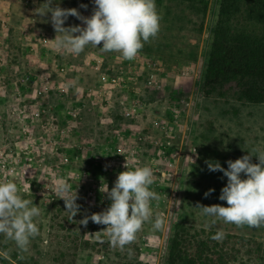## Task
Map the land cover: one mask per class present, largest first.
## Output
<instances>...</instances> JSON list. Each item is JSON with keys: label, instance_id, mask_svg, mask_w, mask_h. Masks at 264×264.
I'll return each mask as SVG.
<instances>
[{"label": "rangeland", "instance_id": "1", "mask_svg": "<svg viewBox=\"0 0 264 264\" xmlns=\"http://www.w3.org/2000/svg\"><path fill=\"white\" fill-rule=\"evenodd\" d=\"M45 2L30 1L34 10L27 16L28 23L36 21L37 26L32 29L38 34L43 32L52 41L57 33L50 22L51 14L41 15L37 11ZM155 2L161 16L159 32L132 60L123 59L118 52L101 51L102 42L98 48L87 46L78 56L58 51L52 42L40 47L33 37L22 39L23 24H17L22 28H15L12 21L7 39L0 36L3 44L6 40L4 47L8 50L0 49V63L7 53L16 62L15 66H0V181L15 182L19 195L41 210L36 218L39 235L31 240L26 251L0 235V264H171V253H177L173 249L175 239L184 242L183 264L194 259V264H264V226H237L219 219L210 224L211 218L202 216L196 208L228 206L219 200L227 178L222 172H210L206 161H218L227 169L228 160L235 161L247 152L255 155L254 149L264 151V103L237 100L238 85L233 82L221 83L213 91L204 86L215 32L261 38L264 0ZM19 4L24 5L22 0ZM57 6L77 9L84 17H90L94 10L92 0H55L51 7ZM76 25L83 26L82 21L70 16L64 26ZM31 46L33 52L29 51ZM95 56L108 63L119 62L118 67L128 69L136 97L152 113L162 117L177 110L180 121L176 145L184 134L185 144L196 148L190 152L192 160L179 161L171 178L154 175L150 188L160 199L152 202L153 220L157 214L162 216L161 229L154 230L152 221L146 222L136 239L124 248L111 244L108 234L102 232L107 226L90 219L84 226L80 221L110 206L103 184L110 191L118 174L151 165L147 146L128 166L111 151L107 154L110 160H102L103 148L98 150L90 145L108 144L122 121L114 114L108 117L109 121L103 120L106 111L89 107L78 118L77 129L63 139L65 145L53 147L49 141L58 139L45 129L47 116L23 113L24 107H36L34 93L21 81L28 73H53L54 89L59 81L54 72L65 65L73 89L86 88L95 75L84 61ZM148 81L156 85L145 86ZM17 90L22 91L18 98L14 96ZM48 105L56 123L63 127L67 119L64 97L54 90ZM148 119L145 115L140 121L125 122L130 130L139 133ZM84 145L88 148L84 149ZM183 150L188 151L185 146ZM252 162L258 163L257 157L253 156ZM61 183L70 185L72 193H77L79 209L75 217L66 212L64 200L58 194ZM209 189L214 191L206 198ZM218 230L223 233L220 241L211 238ZM197 251L202 252L200 260L195 257Z\"/></svg>", "mask_w": 264, "mask_h": 264}, {"label": "clouds", "instance_id": "2", "mask_svg": "<svg viewBox=\"0 0 264 264\" xmlns=\"http://www.w3.org/2000/svg\"><path fill=\"white\" fill-rule=\"evenodd\" d=\"M54 2L46 0L37 11L41 15L51 14L50 22L57 35L48 42L66 54L78 56L87 46L97 47L102 42V47H99L101 51L118 52L123 59L132 60L144 44L159 32L161 16L155 0H92L94 10L90 17L82 16L74 8L51 7ZM81 7L86 8L87 5ZM70 16L82 21L83 26L65 27ZM253 152L256 154L247 152V155L235 161H226L227 169L218 161H206L210 172H222L227 178L219 196L227 207L219 204L196 207L202 216L211 218L210 224H215L219 219L237 226H264V151L254 149ZM253 156L257 157L258 163L252 162ZM242 174L245 178H242ZM153 182L154 172L150 166L118 174L110 191L108 185L103 184V193L111 201L110 206L85 217L80 224L86 226L90 219L98 225L107 226L102 232L108 234L113 246L120 248L133 242L146 222L152 221L154 230L161 229L162 216L157 214L153 220L152 202L160 199V195L150 188ZM19 191L15 182L0 181V235L26 251L31 240L39 235L36 218L41 210L33 201L22 198ZM57 191L64 200L66 212L71 218L75 217L79 209L77 193L73 194L66 183H61ZM213 191L209 189L205 197ZM211 238L220 241L222 231L218 230Z\"/></svg>", "mask_w": 264, "mask_h": 264}, {"label": "built area", "instance_id": "3", "mask_svg": "<svg viewBox=\"0 0 264 264\" xmlns=\"http://www.w3.org/2000/svg\"><path fill=\"white\" fill-rule=\"evenodd\" d=\"M8 25L9 22L0 20V36L5 39H7ZM20 36L22 39H31L33 37L40 47H47L49 43V37L46 34H38L30 27L22 28ZM3 40L0 39V49L8 51L4 47L6 40L5 44H3ZM29 51L33 52L34 46H31ZM117 64L119 62L108 63L100 56L84 61V65L94 73L95 78L90 86L76 90L73 89L74 85L67 80V67L65 65L59 66L54 72L56 77L59 78L54 89L53 73L47 72L44 75L28 73L21 81L28 90L34 93L33 99L36 107L34 109L24 107L23 113L36 117L40 115L47 116V120L44 123L45 129L47 133H53V137L58 139L49 141V145L53 147L65 145L63 139L72 135L74 130L77 129L78 118L89 107L106 111L109 116L106 115L103 120L109 121L110 115L114 114L122 122L113 132L115 135L110 136V142L108 144L96 143L90 145L98 150L103 148L100 152L103 154L101 159L109 161L110 158L107 154L111 151L114 157L116 155L124 165L128 166L137 160V153L147 146V151L150 153V167L153 169L155 177L171 178L178 168L179 161L182 158L186 161L192 160L190 152H194L196 148L185 144L184 134L179 144L176 145V130L180 121V115L176 112L177 110H172L162 117L152 113L146 107V103L136 97V91L132 87V80L128 76V69L118 67ZM4 65H16L14 59L8 57V53L0 63V66ZM152 84L154 86L156 82L148 81L145 86ZM159 87L155 86L154 88L158 89ZM54 90L64 97L66 101L67 119L63 127H59L56 123V116L51 112V107L48 105V100ZM21 95L22 91H15L14 96L16 98ZM145 115L149 117L148 124L139 133L130 130L126 126L125 121H140ZM184 146L188 150L186 153L183 150ZM83 148L87 149L88 146L84 145ZM190 148L192 149L190 150ZM112 161L116 162L117 158Z\"/></svg>", "mask_w": 264, "mask_h": 264}, {"label": "trees", "instance_id": "4", "mask_svg": "<svg viewBox=\"0 0 264 264\" xmlns=\"http://www.w3.org/2000/svg\"><path fill=\"white\" fill-rule=\"evenodd\" d=\"M213 38L204 86L213 91L221 83L233 82L238 85L237 100L251 104L264 103V36H227L216 31ZM183 247L184 242L175 239L173 249L177 250V253H171V264L185 262L181 252ZM201 256L202 252L197 251L195 257L200 260ZM186 262L194 264L195 259Z\"/></svg>", "mask_w": 264, "mask_h": 264}, {"label": "crops", "instance_id": "5", "mask_svg": "<svg viewBox=\"0 0 264 264\" xmlns=\"http://www.w3.org/2000/svg\"><path fill=\"white\" fill-rule=\"evenodd\" d=\"M30 1L31 0H24V1L22 0L24 5H20V4L17 5V3H20L21 0H0V20L4 22L12 21L13 25L12 24L11 25L19 29L26 26H29L30 28H34V26H37L36 21H32V22L30 21L28 23V17H27L34 10V8L32 7L30 8L29 5ZM19 23L23 24V26L22 27L21 25L18 26L17 24Z\"/></svg>", "mask_w": 264, "mask_h": 264}]
</instances>
